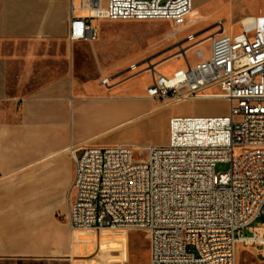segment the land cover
I'll return each mask as SVG.
<instances>
[{
  "label": "built area",
  "instance_id": "2783aa9c",
  "mask_svg": "<svg viewBox=\"0 0 264 264\" xmlns=\"http://www.w3.org/2000/svg\"><path fill=\"white\" fill-rule=\"evenodd\" d=\"M193 9L194 0H71L68 36L96 41L92 19L187 26ZM218 24L220 32L208 36V56L200 48L208 37L197 40L193 32L178 41H190L181 45L185 66L169 74L153 67L147 97L223 98L229 114L173 115L164 144L72 149L66 215L72 230L145 229L149 264H237L241 246L264 257V222H256L264 215V13L244 17L237 32ZM192 47H198L194 62ZM221 162L230 168L217 171Z\"/></svg>",
  "mask_w": 264,
  "mask_h": 264
},
{
  "label": "crops",
  "instance_id": "0c3cea01",
  "mask_svg": "<svg viewBox=\"0 0 264 264\" xmlns=\"http://www.w3.org/2000/svg\"><path fill=\"white\" fill-rule=\"evenodd\" d=\"M230 2L233 8L212 24L225 25L227 17L240 23L264 13L260 2L246 7L244 0H195L203 21ZM70 17L71 0H0V264H134L131 230H72L67 199L75 173L72 149L127 142L118 137L120 124L98 132L88 126L112 109L137 112L143 98H149L147 87L141 96L126 79L115 87L137 99L112 96L111 84L102 83L111 77L104 66L82 80L76 66L82 54L79 58L73 49L80 42L94 45L99 37L72 42ZM56 42L65 47L64 68L47 75L46 54L40 48ZM27 43L32 46L4 48ZM167 46L140 55H160Z\"/></svg>",
  "mask_w": 264,
  "mask_h": 264
},
{
  "label": "rangeland",
  "instance_id": "374dc122",
  "mask_svg": "<svg viewBox=\"0 0 264 264\" xmlns=\"http://www.w3.org/2000/svg\"><path fill=\"white\" fill-rule=\"evenodd\" d=\"M248 4L244 0L246 7L253 6L256 2L264 3V0H249ZM205 7V6H204ZM197 9L194 0V9ZM219 8V7H218ZM233 8V4L221 8L211 20L203 21L199 18L201 9H197L193 18L189 16L187 26H175L167 20H141L123 22L121 20L92 19V24L99 29V39L93 43L80 42L74 47V52L80 58L77 66V72L82 80H88L96 75V71L101 66L109 69L111 75L110 95L126 96L129 99H137V95H126L115 87L128 79L132 84L134 92L141 96L146 95V87L152 81L151 70L158 67L160 71L169 74L178 67L185 66L184 48L190 44V41L180 43L188 33L198 32L197 40L220 32L219 24H212L219 17L225 15L227 11ZM211 24V25H210ZM225 28L230 32L240 31V23L227 17ZM24 45V46H23ZM169 45V46H167ZM211 40L208 37L200 48L204 50V55L210 53ZM30 44H14L4 46L7 50H16L18 48H30ZM167 46L163 54H145V51H157ZM198 47H192L188 54L189 59L194 62L198 59ZM41 52L46 54L45 67L48 69L47 75H55L63 71L65 58L63 57L65 47L60 43H49L40 48ZM109 53V56H103V53ZM98 54L100 56H98ZM137 64V69L130 66ZM56 71V72H55ZM130 78V79H129ZM15 90L13 81L10 82L9 91ZM138 111L130 109H112L108 115L97 116V120L90 126L89 130L98 132L120 124V133L118 137L127 142L147 144H164L169 138V119L176 114H195V115H225L230 112V104L223 98L195 99L191 101H175L164 99L143 98L139 103ZM149 133V134H148ZM164 139V140H163ZM81 147V146H80ZM74 148V149H78ZM230 168L227 162L218 163L217 171H226ZM63 208L66 209L64 201ZM256 222H264V215ZM118 231L111 232L113 236ZM248 234V228L243 230ZM148 246L149 234L145 229L131 230V239L129 247L132 250L134 264H148ZM237 264H264V257L259 253L258 248L241 246Z\"/></svg>",
  "mask_w": 264,
  "mask_h": 264
},
{
  "label": "bare ground",
  "instance_id": "6f19581e",
  "mask_svg": "<svg viewBox=\"0 0 264 264\" xmlns=\"http://www.w3.org/2000/svg\"><path fill=\"white\" fill-rule=\"evenodd\" d=\"M195 12H196V8H195V9H193V11H192V13H191L190 17H192V18H193V16H194Z\"/></svg>",
  "mask_w": 264,
  "mask_h": 264
}]
</instances>
